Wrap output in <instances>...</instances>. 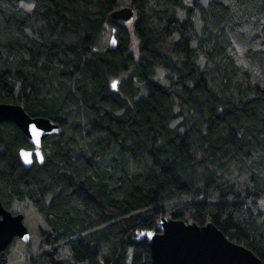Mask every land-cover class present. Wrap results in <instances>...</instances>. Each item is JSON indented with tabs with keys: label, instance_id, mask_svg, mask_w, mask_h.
Here are the masks:
<instances>
[{
	"label": "trees",
	"instance_id": "1",
	"mask_svg": "<svg viewBox=\"0 0 264 264\" xmlns=\"http://www.w3.org/2000/svg\"><path fill=\"white\" fill-rule=\"evenodd\" d=\"M32 1L0 0V103L62 129L25 168L32 145L0 125V201L47 225L29 264H153L161 218L264 264V0Z\"/></svg>",
	"mask_w": 264,
	"mask_h": 264
},
{
	"label": "water",
	"instance_id": "2",
	"mask_svg": "<svg viewBox=\"0 0 264 264\" xmlns=\"http://www.w3.org/2000/svg\"><path fill=\"white\" fill-rule=\"evenodd\" d=\"M130 7H122L111 13V18L122 22L133 16ZM115 85V87H113ZM118 80L111 83L116 89ZM11 121L21 130L32 148L19 150V159L25 168L34 160L43 162L42 143L52 134H60L61 127L45 117H32L15 103H0V125ZM25 154H30L28 159ZM24 215L7 209L0 201V251L5 250L14 239L26 243L30 233L23 222ZM158 232L144 231L149 241V252L153 264H262L261 260L244 246L229 240L213 224L197 226L183 220L161 218Z\"/></svg>",
	"mask_w": 264,
	"mask_h": 264
},
{
	"label": "rangeland",
	"instance_id": "3",
	"mask_svg": "<svg viewBox=\"0 0 264 264\" xmlns=\"http://www.w3.org/2000/svg\"><path fill=\"white\" fill-rule=\"evenodd\" d=\"M202 2L206 4L207 0H202ZM19 5L24 9H31L34 3L32 0H19ZM164 74L165 71L163 69L157 68L155 80L160 83H166ZM176 122L174 121L173 124ZM10 209L15 213H22L24 215L23 222L30 233V241L26 243L20 239H14L9 250L8 261L11 264H29V258L35 256L38 251V242L40 240L39 229H46L47 225L28 200L14 202L10 206Z\"/></svg>",
	"mask_w": 264,
	"mask_h": 264
},
{
	"label": "snow or ice",
	"instance_id": "4",
	"mask_svg": "<svg viewBox=\"0 0 264 264\" xmlns=\"http://www.w3.org/2000/svg\"><path fill=\"white\" fill-rule=\"evenodd\" d=\"M113 87H115V85H113ZM30 154H25V158L28 159Z\"/></svg>",
	"mask_w": 264,
	"mask_h": 264
}]
</instances>
